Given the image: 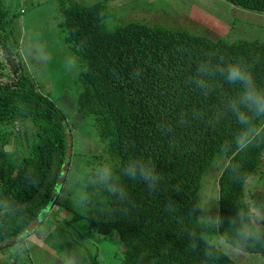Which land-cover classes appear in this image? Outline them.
<instances>
[{
    "label": "trees",
    "instance_id": "trees-1",
    "mask_svg": "<svg viewBox=\"0 0 264 264\" xmlns=\"http://www.w3.org/2000/svg\"><path fill=\"white\" fill-rule=\"evenodd\" d=\"M226 1L234 7L264 12V0ZM65 16L66 42L82 64L80 115L94 119L118 172L128 160L144 156L156 163L164 177L154 193L145 184L121 176L126 200L93 192L87 206L79 204L72 212V221H86L91 234L108 237L116 233L124 247L121 264H202L205 243L214 244L204 235L200 249L190 250L184 230L196 228L195 218L187 214L193 205L203 208V176L213 163L226 159L219 175L218 201L225 221L219 234L225 236L237 207L264 209V191L247 195V182L260 165L264 143L246 152L233 149L224 157L219 147L237 129L234 120L226 119L215 128L202 121L179 126L181 112L196 108L211 113L219 102L215 94L202 97L187 81L196 61L212 52L231 58L259 57L252 71L264 84V42L213 39L141 22L109 31L103 23L112 11L105 3H76L65 10ZM6 18L0 4V200L15 208V215L0 216V244L28 230L48 208L53 195L60 193L62 167L66 161L69 167L72 163V155L67 154L68 135L74 139L65 115L25 74L19 54L15 56L12 45L5 42ZM3 54L11 59L7 61ZM222 87L226 94L234 91L229 85ZM27 122L35 133L20 126ZM163 123L172 125L173 133H162L159 126ZM19 133L23 144L11 151L8 146ZM235 163L241 168L240 180H234L228 171ZM177 185L179 192L174 189ZM169 200L176 203L175 212L165 210ZM220 251L218 264H237ZM246 252L264 256V245H254Z\"/></svg>",
    "mask_w": 264,
    "mask_h": 264
},
{
    "label": "rangeland",
    "instance_id": "rangeland-1",
    "mask_svg": "<svg viewBox=\"0 0 264 264\" xmlns=\"http://www.w3.org/2000/svg\"><path fill=\"white\" fill-rule=\"evenodd\" d=\"M76 3L84 6L107 4L112 16L105 20L103 27L109 31L130 22H141L185 29L213 39L264 42V12L234 7L226 0H0L7 13L6 28L2 32V36L6 33L8 37L5 42L12 45L15 56L19 54L25 74L65 115L74 137L72 163L57 197L58 202L56 199L54 206H48L34 223L30 244L22 252L14 251V245L0 249V264H60L61 256L69 251L85 257V264H121L123 261L124 247L116 233L108 237L91 234L86 221H72V212L79 203L75 189L69 187L70 177L75 181L85 169L114 160L107 153L94 119L84 118L79 113L82 64L67 44L63 27L65 10ZM9 59L11 57H6L7 61ZM20 126L29 128V134L35 133L29 122ZM22 144L19 133L8 148L14 151ZM96 154H100L98 160ZM224 165L226 159H219L203 176L200 202L203 209H210V215L219 213V175ZM262 191L264 155L247 182L248 198L252 193ZM205 237L237 264H264L262 255L247 252L246 255H232L227 251L228 242L214 229L207 231Z\"/></svg>",
    "mask_w": 264,
    "mask_h": 264
},
{
    "label": "clouds",
    "instance_id": "clouds-1",
    "mask_svg": "<svg viewBox=\"0 0 264 264\" xmlns=\"http://www.w3.org/2000/svg\"><path fill=\"white\" fill-rule=\"evenodd\" d=\"M258 60L259 57L231 58L212 52L198 59L195 71L188 78L187 83L204 98L217 95L219 102L211 113L196 108L191 112H181L177 124L186 127L191 121H202L209 127L215 128L226 119L234 120L237 129L231 139L223 141L219 147V153L224 157H227L233 149L237 153L246 152L250 147L264 143V84L257 81L252 71ZM223 84L231 86L234 89L233 93H224ZM159 127L164 134H171L174 131L172 125L167 123ZM228 171L234 180L242 178L238 163L231 164ZM121 176L145 184L146 188L154 193L161 188L164 180L151 158L137 156L122 164L119 172L111 162L97 163L93 168L85 169L82 176L77 175L75 181L70 177L69 187L75 189L81 206H87L93 192H106L117 200L124 201L127 199V192ZM174 189L177 192L180 190L178 185L174 186ZM175 205L174 201L169 200L164 204V208L170 213L175 212ZM197 212L200 214L197 215ZM209 213L210 209H203L197 205H193L189 210L187 216L196 220L195 229L184 230L190 250L200 249L201 241L207 231L214 229L220 232V228L224 225V218L218 212L216 215ZM12 215H15V208L0 200V216ZM226 228L227 235L222 238L229 244L227 251L234 256L246 255L247 248L264 245V209L248 211L237 207L235 214L229 218ZM30 239L28 230L20 233L12 241L14 251L22 252L29 246ZM220 255L221 251L217 246L206 242L202 251V264H218ZM85 259L78 253L69 251L61 256L60 264H85Z\"/></svg>",
    "mask_w": 264,
    "mask_h": 264
},
{
    "label": "water",
    "instance_id": "water-1",
    "mask_svg": "<svg viewBox=\"0 0 264 264\" xmlns=\"http://www.w3.org/2000/svg\"><path fill=\"white\" fill-rule=\"evenodd\" d=\"M72 152V135H68V150H67V154L70 155ZM68 167H69V163L66 161L62 167V172H61V175L59 177V181H58V188L61 189L62 186H63V182L66 178V175H67V171H68ZM59 196V192L55 193L53 195V198L51 200V203L49 205V208H51L52 206H54V202L55 200L57 199V197ZM35 224H33L29 229H28V232L29 233H33L34 231H32V227L34 226ZM15 239V238H14ZM9 240V241H6V242H3L0 244V249L2 248H5V247H8V246H11L13 245L12 241L14 240Z\"/></svg>",
    "mask_w": 264,
    "mask_h": 264
}]
</instances>
